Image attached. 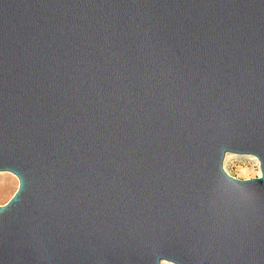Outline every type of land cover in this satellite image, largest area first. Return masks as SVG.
Segmentation results:
<instances>
[{
    "label": "water",
    "instance_id": "obj_1",
    "mask_svg": "<svg viewBox=\"0 0 264 264\" xmlns=\"http://www.w3.org/2000/svg\"><path fill=\"white\" fill-rule=\"evenodd\" d=\"M0 173V264H264V0H0Z\"/></svg>",
    "mask_w": 264,
    "mask_h": 264
},
{
    "label": "rangeland",
    "instance_id": "obj_2",
    "mask_svg": "<svg viewBox=\"0 0 264 264\" xmlns=\"http://www.w3.org/2000/svg\"><path fill=\"white\" fill-rule=\"evenodd\" d=\"M224 171L231 177L246 181L261 176L259 161L252 156L227 155ZM19 187L18 179L10 173H0V207L7 204Z\"/></svg>",
    "mask_w": 264,
    "mask_h": 264
},
{
    "label": "bare ground",
    "instance_id": "obj_3",
    "mask_svg": "<svg viewBox=\"0 0 264 264\" xmlns=\"http://www.w3.org/2000/svg\"><path fill=\"white\" fill-rule=\"evenodd\" d=\"M162 264H170V263H166V262H164V263H162Z\"/></svg>",
    "mask_w": 264,
    "mask_h": 264
}]
</instances>
